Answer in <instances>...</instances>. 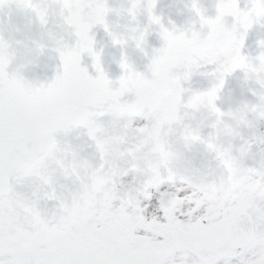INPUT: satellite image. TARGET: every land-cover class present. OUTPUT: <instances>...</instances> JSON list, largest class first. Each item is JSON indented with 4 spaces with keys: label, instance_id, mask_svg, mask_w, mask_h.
<instances>
[{
    "label": "clouds",
    "instance_id": "clouds-1",
    "mask_svg": "<svg viewBox=\"0 0 264 264\" xmlns=\"http://www.w3.org/2000/svg\"><path fill=\"white\" fill-rule=\"evenodd\" d=\"M230 2L222 0L224 4ZM109 3L110 9L96 7L87 15L95 21L108 17L111 35L104 31L110 39L98 41L94 34V46L97 50V44L100 45L97 59L108 77L101 85L102 94L118 113L123 109L125 88L136 89L146 104H150L160 84L170 81L173 64L205 60L224 34L222 15L214 21L207 19L213 9V0H167L158 15L167 29L168 47L164 54H155L149 51V36L159 29L154 25L148 27L146 38L137 31L149 24L148 17L147 25L141 19L147 16V5L142 9L139 5L130 6L129 0H109ZM181 4L183 8L179 7ZM33 7L35 17L31 13H21L19 5L0 0V16L4 18L0 70H10L14 74L16 93L29 106L51 108L63 91L62 82L57 79L58 69L75 64L69 48L74 35L69 26L83 34L88 22L82 0H37ZM65 11L68 15H64ZM174 15L183 17L182 21L173 19ZM262 17L264 0H257L252 11L240 14L242 35L248 37L249 29L255 26L264 29ZM197 31H206V39L196 36ZM114 38L119 43H115ZM261 41L264 39L257 42L258 54L246 55V67L241 69L244 72L241 88H246L255 100L246 98L243 92L238 98L231 89L222 96L226 81L219 76L212 79L208 88L212 92L201 91L192 96L179 116L165 113L168 129L163 135L157 131L146 137L138 136L136 129L149 123L139 117L131 122L106 121L112 133H123L128 141L123 146L108 143L104 147L110 183L93 167L100 160L87 129L69 131L62 144L70 145L76 155L69 151L63 157L62 166L56 162L51 165L57 198H44L46 186L30 182L31 193H41L40 211L25 205L26 217L36 222L41 220L43 213L44 219L51 222L68 213L77 214L92 205L101 192H106L117 205L131 199L149 217L161 216V200H164L170 209L175 208L177 216L187 219L219 213L231 204L234 192L249 200L264 197V100L260 98L264 96V45ZM138 43H142L143 51L138 49ZM109 44L111 60L106 67L105 50ZM237 48L235 42L230 47V67L245 63L237 56ZM124 53L133 64V58L142 54L152 79L145 80L132 73L124 80H121L122 74L111 77L112 64L121 69ZM193 83L199 84L191 80L190 88ZM218 101L226 103L227 110L219 106ZM165 185L167 189L161 191ZM157 193L160 199L154 207L152 201ZM237 240L250 243L257 240V234L241 233ZM240 252L242 254L244 249ZM185 256L187 264H199L198 255L185 253H177V264H184ZM260 264H264V258Z\"/></svg>",
    "mask_w": 264,
    "mask_h": 264
},
{
    "label": "snow or ice",
    "instance_id": "snow-or-ice-1",
    "mask_svg": "<svg viewBox=\"0 0 264 264\" xmlns=\"http://www.w3.org/2000/svg\"><path fill=\"white\" fill-rule=\"evenodd\" d=\"M7 2L19 5L24 15L36 16L33 5L37 0ZM82 4L88 26L83 34L69 26L74 35V43L69 48L75 64L58 69L57 79L62 82L63 91L53 107L29 106L16 93L14 74L10 70H0V264H177V253L196 254L199 264H231L234 259H238L239 264H260L264 258V197L249 200L234 192L231 204L219 213L199 219H181L175 208L170 209L164 200H161L162 216L149 217L131 199L117 205L106 192H101L92 205L77 214L68 213L51 222L44 219L43 213L41 220L36 222L26 217L25 205L40 211L41 193L29 194L18 188L39 182L48 189L44 198H57L51 165L56 162L62 166L63 157L69 151L76 155L70 145L62 144L59 135L65 136L76 128L87 129L100 160L93 167L110 183L104 147L108 143L123 146L128 141L123 133H112L104 118L114 123L116 120L131 122L139 117L149 123L136 129L138 136L146 137L157 131L163 135L168 129L164 120L166 112L179 116L192 96L201 91L212 92V89L185 87L193 76L213 79L222 76L226 81L234 71L245 68L243 49L248 37L242 35L239 17L241 13L252 11L257 0H231L228 4L215 0V14L208 13L207 19L214 21L222 15L224 34L211 55L194 63L173 64L170 81L160 84L150 104H146L136 89L125 88L123 109L119 113L102 94L101 85L108 77L102 71L94 46L95 27L102 26L111 35L108 17L95 21L87 15L96 7L110 9L109 0H82ZM129 4L139 5L142 9L147 5L149 24L137 31L146 38L148 27L156 26L163 43L152 52L164 54L168 47L167 29L156 12L158 0H129ZM64 15H68L67 11ZM3 19L0 16V35ZM8 19L11 23V15ZM261 20L264 26V17ZM195 35L203 40L207 32L197 31ZM114 42L119 43V40L114 38ZM234 42L238 43L237 56L245 63L230 67V47ZM260 43L264 45V41ZM137 47L143 51L142 43ZM84 54L92 58L97 75L93 76L83 65ZM210 66V71H202ZM120 67L121 80L129 73L145 80L152 79L148 70H137L135 64L128 61L126 53ZM260 98L264 100V96ZM251 232L257 234L256 241L241 243L237 240L241 233ZM241 248L244 249L242 254ZM184 264H187L186 256Z\"/></svg>",
    "mask_w": 264,
    "mask_h": 264
},
{
    "label": "water",
    "instance_id": "water-1",
    "mask_svg": "<svg viewBox=\"0 0 264 264\" xmlns=\"http://www.w3.org/2000/svg\"><path fill=\"white\" fill-rule=\"evenodd\" d=\"M167 2V0H162L161 3H158L156 12L157 14H160L161 8L163 6V3ZM214 3L215 0H213V9L210 12V14L214 15ZM243 7V3L241 5ZM180 8H183V5H179ZM186 15V14H185ZM142 22L147 25V16H143ZM173 19H177L178 22L182 21L183 17H177L173 16ZM93 33L96 35L98 41L103 40L104 42H108L110 38L107 37V34L105 33L104 29L102 26H97L93 29ZM260 39H264V29H261L259 26H255L252 30L249 32V36L246 40L245 48L243 49L245 55H251L257 48L258 44L257 42ZM72 43H74V38ZM162 41L159 39L158 32H153L152 35L149 36V51L151 52L154 48H158L162 46ZM100 45L99 43L97 44V50L99 49ZM112 51L111 46L109 44V47L105 50V61H106V67H107V62L111 60V56L109 53ZM118 58V57H117ZM134 64L137 68V70L145 72L147 71L146 65H147V60L142 58V54H137L134 58ZM58 63V61H57ZM83 65L87 66L89 68V72L95 76L97 75L95 69L93 68V61L92 58L88 54H84L83 57ZM122 74V70L118 67L117 64H112L111 69L109 70V75L113 78L119 76ZM64 138V135L61 134L58 136V139L61 141Z\"/></svg>",
    "mask_w": 264,
    "mask_h": 264
},
{
    "label": "rangeland",
    "instance_id": "rangeland-1",
    "mask_svg": "<svg viewBox=\"0 0 264 264\" xmlns=\"http://www.w3.org/2000/svg\"><path fill=\"white\" fill-rule=\"evenodd\" d=\"M6 19V18H5ZM259 48H257V50H255V52L252 55H256L258 54ZM210 66L207 69H202V71H210L211 70ZM243 77H244V72L243 70L238 69L235 73H232L231 75H229L226 78V86H225V90L222 93L223 95H226L227 92L231 89L234 91L235 95L239 98L241 96V92H243L244 96L248 99H252L255 100V97H252L251 93L247 92L246 88H241L242 82H243ZM212 77H205V76H201V75H195L194 79L192 80L193 82H199V84L193 83L192 87L194 90H207L210 86H211V82H212ZM185 87H189V84L186 83ZM187 95L185 96V98H187ZM219 106H221L224 110H227V104L223 103L222 101H218L217 102ZM105 121L108 120V118H104ZM140 123H143V121H140ZM208 130L206 129L205 132H207ZM65 138L61 141L62 143L64 142ZM167 185L163 186L161 191H164L167 189ZM29 188V187H27ZM26 188H24L23 190H21V188L19 189V191H25ZM160 199V195L159 193L156 194V196L153 198V206L156 207L158 206V202ZM118 203V202H117ZM162 216V213H161ZM181 219H187V217H180ZM141 234H143V231H141ZM231 264H238V259H234Z\"/></svg>",
    "mask_w": 264,
    "mask_h": 264
}]
</instances>
